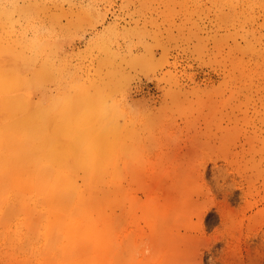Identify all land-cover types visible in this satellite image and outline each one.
<instances>
[{
    "label": "rangeland",
    "instance_id": "obj_1",
    "mask_svg": "<svg viewBox=\"0 0 264 264\" xmlns=\"http://www.w3.org/2000/svg\"><path fill=\"white\" fill-rule=\"evenodd\" d=\"M35 46L41 128L106 129L50 166L87 189L99 264H264V0H0V59ZM5 216L0 264L55 255Z\"/></svg>",
    "mask_w": 264,
    "mask_h": 264
},
{
    "label": "bare ground",
    "instance_id": "obj_2",
    "mask_svg": "<svg viewBox=\"0 0 264 264\" xmlns=\"http://www.w3.org/2000/svg\"><path fill=\"white\" fill-rule=\"evenodd\" d=\"M32 54L30 58L22 54L9 61L6 50L0 59V225L8 226V217L3 216L12 211L17 200L29 218L26 223L32 238L40 240L44 249L46 242L57 246L55 255L43 259L42 264H99L100 248L97 254L90 253L94 247L89 233L87 189L77 175L53 171L50 166L57 150L63 152V158L78 153L80 164L87 166L88 151L106 129L41 128L38 103L28 97V78L24 75L28 69L35 78L39 76L37 46ZM82 179L99 178L84 175ZM41 224L45 226L42 235Z\"/></svg>",
    "mask_w": 264,
    "mask_h": 264
}]
</instances>
